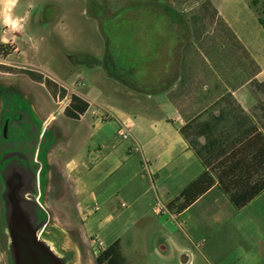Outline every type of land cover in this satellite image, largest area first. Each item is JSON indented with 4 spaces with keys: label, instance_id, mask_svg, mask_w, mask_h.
I'll use <instances>...</instances> for the list:
<instances>
[{
    "label": "crops",
    "instance_id": "1",
    "mask_svg": "<svg viewBox=\"0 0 264 264\" xmlns=\"http://www.w3.org/2000/svg\"><path fill=\"white\" fill-rule=\"evenodd\" d=\"M153 1L133 50L109 41L85 91L82 77L62 84L27 63L14 41L20 0L0 3V46H17L0 59L20 57L0 75L62 109L38 108L53 131L38 177L59 170L48 201L72 206L97 257L119 242L125 264H264V0ZM206 172L212 186L180 210ZM256 190L242 207L232 199Z\"/></svg>",
    "mask_w": 264,
    "mask_h": 264
},
{
    "label": "rangeland",
    "instance_id": "2",
    "mask_svg": "<svg viewBox=\"0 0 264 264\" xmlns=\"http://www.w3.org/2000/svg\"><path fill=\"white\" fill-rule=\"evenodd\" d=\"M189 1L194 6L198 2ZM158 2L161 8L167 5L165 0ZM155 6L153 0H20L15 14L24 19L14 41L21 52L27 53L28 64L48 72L62 84L82 77L83 85L78 90L85 91L92 75L105 73L102 61L109 41L133 50L138 24L150 21L149 9ZM1 34L0 20V37ZM17 46L10 45L9 52ZM93 54L99 55V64L91 65ZM19 59L15 53L9 60H3L5 64L0 67L5 69L9 61ZM22 79L21 75H0V264H13L5 217L7 180L16 170L26 176L27 190L37 188L38 169L41 164L46 165L52 147L51 139L47 140L46 136L53 134L52 128L43 124L41 115L45 108L39 114V103L47 108L56 104V114L62 110L56 100L51 105L46 103L39 94L43 88H33ZM44 138L46 140H42ZM58 171L56 166L49 165L38 177L40 203L51 215L49 224L41 231V238L64 257L67 264H98L94 247L81 234V222L72 206L54 204L53 199L48 201L55 196Z\"/></svg>",
    "mask_w": 264,
    "mask_h": 264
},
{
    "label": "water",
    "instance_id": "3",
    "mask_svg": "<svg viewBox=\"0 0 264 264\" xmlns=\"http://www.w3.org/2000/svg\"><path fill=\"white\" fill-rule=\"evenodd\" d=\"M7 186L10 205L8 229L14 263L65 264L64 257L41 238V231L34 226L31 216L23 207L25 200L19 192L27 186L24 174L13 171L7 180Z\"/></svg>",
    "mask_w": 264,
    "mask_h": 264
},
{
    "label": "trees",
    "instance_id": "4",
    "mask_svg": "<svg viewBox=\"0 0 264 264\" xmlns=\"http://www.w3.org/2000/svg\"><path fill=\"white\" fill-rule=\"evenodd\" d=\"M9 47L7 46H0V54L7 55L9 53ZM19 73L26 74L30 76L32 79L40 80L42 81V77L38 76V74L32 70L29 69H21L18 71ZM41 77V78H40ZM48 83V81H47ZM65 93V91H63ZM78 100L77 97L73 96V101ZM87 106H85L81 112H85ZM66 114L71 117V112L69 108L66 110ZM40 168L38 169L39 172ZM37 172V174H38ZM35 183L37 185V178L35 179ZM213 184L212 177L209 173L202 174L197 180L192 182L180 195V199H183V202L178 206L180 210L185 209L190 204H192L200 195L205 193ZM259 190V189H258ZM31 192V198L30 200L24 201L23 207L25 210L29 213L31 216L32 222L35 227H38L39 231H42L50 222L51 215L49 210L44 207L40 202L36 200L38 196V187L34 189ZM257 193L256 191H251L249 194L243 197L241 202H239L237 199L232 197L234 199V202L238 207H242L246 202L251 200L253 196ZM27 202V203H26ZM5 204H6V212L5 217L7 224L9 222L10 218V205L7 200V197L5 198ZM65 264H67V260L63 258ZM12 263L13 256H12ZM97 263L98 264H125V259L122 257V254L120 252V246L119 242H115L113 245H111L108 249H106L104 252H102L97 257Z\"/></svg>",
    "mask_w": 264,
    "mask_h": 264
},
{
    "label": "flooded vegetation",
    "instance_id": "5",
    "mask_svg": "<svg viewBox=\"0 0 264 264\" xmlns=\"http://www.w3.org/2000/svg\"><path fill=\"white\" fill-rule=\"evenodd\" d=\"M10 54L11 53H13V51L12 52H9ZM25 176V175H24ZM25 182L27 183V181H26V176H25ZM27 187H28V184H27V186H26V188L25 189H23V190H21L19 193H20V196L25 200V201H28V200H30V198H31V192H30V190H27Z\"/></svg>",
    "mask_w": 264,
    "mask_h": 264
},
{
    "label": "clouds",
    "instance_id": "6",
    "mask_svg": "<svg viewBox=\"0 0 264 264\" xmlns=\"http://www.w3.org/2000/svg\"><path fill=\"white\" fill-rule=\"evenodd\" d=\"M0 3H5L7 5H11V4L15 3V0H0Z\"/></svg>",
    "mask_w": 264,
    "mask_h": 264
},
{
    "label": "built area",
    "instance_id": "7",
    "mask_svg": "<svg viewBox=\"0 0 264 264\" xmlns=\"http://www.w3.org/2000/svg\"><path fill=\"white\" fill-rule=\"evenodd\" d=\"M122 136H123L124 139H127V138H128V134H127L126 132H123V133H122ZM36 200H37L38 202H40V197L38 196V197L36 198ZM160 209H162V208H160ZM160 209H159V210H160ZM162 211H163V210H162Z\"/></svg>",
    "mask_w": 264,
    "mask_h": 264
}]
</instances>
